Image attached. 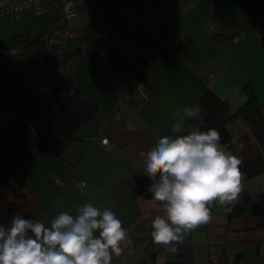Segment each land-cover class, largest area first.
Returning <instances> with one entry per match:
<instances>
[{"label":"crops","instance_id":"1","mask_svg":"<svg viewBox=\"0 0 264 264\" xmlns=\"http://www.w3.org/2000/svg\"><path fill=\"white\" fill-rule=\"evenodd\" d=\"M133 4L149 9L138 33L130 32L124 19ZM256 27L264 28V0H215L213 5L207 0H94L90 7L78 6L71 21L54 3L40 15L23 11L16 21L1 20L0 61L4 58L11 70L7 86L0 85V151L17 158L26 149V132L46 117L47 77L68 76L82 99L96 106L93 121L80 128L62 159L40 155L9 187L35 200L48 227L59 214L75 217L88 203L110 209L126 231L122 254L113 255L112 264H211L217 257L232 258V264H264V215L253 212L255 206L264 208V185H256V178L241 185L232 211L213 202L208 222L177 241L156 244L154 212L148 216L152 180L140 156L172 135L183 110L207 90L237 110L249 85L257 103L264 104V40L253 35ZM239 32L245 36L233 41ZM21 33L26 40L17 37ZM40 36L43 49L24 48ZM170 38L177 41L173 51L166 46ZM140 44L146 53L138 63L148 74L127 60L128 48ZM131 77L143 84V98L126 103L111 83ZM99 137L107 138L108 146Z\"/></svg>","mask_w":264,"mask_h":264},{"label":"clouds","instance_id":"2","mask_svg":"<svg viewBox=\"0 0 264 264\" xmlns=\"http://www.w3.org/2000/svg\"><path fill=\"white\" fill-rule=\"evenodd\" d=\"M205 120L199 107H186L173 123L172 135L159 138L144 157L145 174L152 183V199L163 203L166 218L157 216L152 239L169 244L211 218L218 202L232 211L241 191V161L221 143L218 130L202 131ZM107 142V141H105ZM126 238L122 222L110 210L91 203L52 220L16 214L0 223V264H112Z\"/></svg>","mask_w":264,"mask_h":264},{"label":"trees","instance_id":"3","mask_svg":"<svg viewBox=\"0 0 264 264\" xmlns=\"http://www.w3.org/2000/svg\"><path fill=\"white\" fill-rule=\"evenodd\" d=\"M88 34L89 31H86L83 38ZM17 37L27 39L23 33ZM42 38L32 39L24 48L34 45L39 50L43 49ZM10 70L11 65L3 58L0 61V85L7 86L6 76ZM46 79L48 85L43 93L46 117L38 120L26 132V149L17 158L0 151V223L3 224H9L11 217L16 214L43 221L35 200L20 189H11L9 183L16 174L27 172L40 155L62 159L66 150L77 141L80 128L95 117L96 106L82 99L68 76L55 74ZM243 93L245 102L237 110L210 90L193 106L199 107L205 120L202 131L208 128L218 130L222 137L221 143L241 161V185L264 175V104L257 103L249 85L243 88ZM241 133H247L254 143L255 155L249 160H242L231 146L235 135ZM253 212L264 215V208L255 206ZM219 264L227 263L222 261Z\"/></svg>","mask_w":264,"mask_h":264},{"label":"built area","instance_id":"4","mask_svg":"<svg viewBox=\"0 0 264 264\" xmlns=\"http://www.w3.org/2000/svg\"><path fill=\"white\" fill-rule=\"evenodd\" d=\"M94 0H21L18 3H8L5 0H0V21H16L19 19L20 14L23 11H27L31 16L40 15L44 12L45 8L49 5L57 3L60 5L64 19L71 21L77 16V7H90ZM209 5H213L215 0H207ZM149 15V9L145 5H129L124 10V19L128 25V30L132 33H138L139 28L145 26L146 19ZM218 24V19L215 18L211 25L214 29ZM253 35L257 38L264 40V28L256 27L253 30ZM245 36L244 32H239L233 37V41L237 42ZM177 45V41L174 38H170L166 42V46L169 50L173 51ZM146 53V47L144 45H137L135 47L128 48L127 60L135 63L143 74H148V71L141 66L138 61L142 54ZM112 87L118 88L122 92L123 99L126 103H133L143 98V84L136 78H129L126 81H122L118 78L112 80ZM99 142L102 146H108V139L105 137H99ZM89 141V140H88ZM107 141V142H105ZM59 186L61 183L57 181ZM84 183H78V186H83ZM224 261L222 258L217 257L212 259L211 264H219ZM227 264H232L234 260L228 258L225 260Z\"/></svg>","mask_w":264,"mask_h":264},{"label":"rangeland","instance_id":"5","mask_svg":"<svg viewBox=\"0 0 264 264\" xmlns=\"http://www.w3.org/2000/svg\"><path fill=\"white\" fill-rule=\"evenodd\" d=\"M19 107H16V110L18 111ZM253 141L250 138V136L247 133H241L240 135H237V137L232 142L231 146L232 148L238 152L239 156L242 157V160H249L251 159L255 153H254V145ZM252 151V152H251ZM256 185L257 183L261 184L260 186L264 185V175H261L256 178ZM11 186V183L9 184ZM239 196H242V194H239ZM149 207H148V216L150 217L152 215V211L154 212V218L157 216L162 217V213L164 211V206L162 202L155 201L152 199V196L150 197L149 201ZM151 210V211H150ZM162 212V213H161ZM153 218V216H152Z\"/></svg>","mask_w":264,"mask_h":264}]
</instances>
